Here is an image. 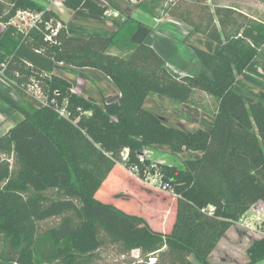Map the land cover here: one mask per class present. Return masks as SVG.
I'll return each mask as SVG.
<instances>
[{
	"label": "trees",
	"instance_id": "obj_1",
	"mask_svg": "<svg viewBox=\"0 0 264 264\" xmlns=\"http://www.w3.org/2000/svg\"><path fill=\"white\" fill-rule=\"evenodd\" d=\"M164 2L136 4L154 19L160 9L225 42L233 60L194 47L211 78L177 77L149 43L130 42L140 24L135 18L112 36L72 35L50 8L0 0L3 24L18 10L40 13L30 29L7 24L0 38V77L32 104L21 107L0 92L23 116L0 135V264H98L104 251L127 256L134 249L146 261L154 258L152 264H195L191 254L206 264L235 220L251 206L264 208V91L254 100L232 87L254 57L264 59V21L208 0ZM62 4L96 16L108 10L99 0ZM59 64L101 71L118 94L101 107L71 90V81L54 72ZM197 90L214 99L208 128L173 127L144 107L149 95L189 103ZM151 144L200 154L183 166L152 165L144 155ZM146 173L172 194L170 215L161 213L164 224L155 227L116 204L138 203L123 186ZM101 192L112 193V203L97 198ZM247 252L248 264L264 258V236Z\"/></svg>",
	"mask_w": 264,
	"mask_h": 264
},
{
	"label": "rangeland",
	"instance_id": "obj_2",
	"mask_svg": "<svg viewBox=\"0 0 264 264\" xmlns=\"http://www.w3.org/2000/svg\"><path fill=\"white\" fill-rule=\"evenodd\" d=\"M37 5L43 6L45 8H50L53 11H55L60 18L66 19V22L70 26H78L81 25L85 29L89 30H99V28L104 27V25L108 22V20H111L116 17H120V13L124 12L125 10H133L135 11L134 18L137 20H142L143 17L150 19L153 23L156 22V20L163 21L161 23H169L168 21L174 23L175 20L168 18L164 11L157 10L158 18L154 19L152 16H145L143 13H140L137 9H139L141 6L136 4V2L132 3L127 0H99L101 3L106 4L108 6V10L105 12L103 16H96L92 15L87 12L85 9H76L74 12L70 13L68 16V11L65 9L63 4L60 5H54L50 2V0H33ZM141 1V0H139ZM149 0H142L143 3L148 2ZM170 1V0H167ZM222 2H226L229 4H233L235 6L241 7L246 9L250 14L260 18L264 21V10H259L258 8H254L249 6L250 0H221ZM264 2V0H262ZM3 2L6 4L7 0H3ZM219 0H208V3L215 4L219 3ZM167 5L166 0L163 3V7ZM118 10H120L118 12ZM130 17V16H128ZM132 18V19H134ZM134 19V20H135ZM64 22V21H63ZM178 22V21H177ZM33 23V20L28 18L24 20L21 23H17L22 29L12 25L15 27L16 30H28L32 26H30ZM65 23V22H64ZM180 23V22H179ZM172 27H178L174 24ZM179 27L184 28L185 25L180 23ZM175 29V28H174ZM6 30L5 25L0 24V38L3 35V32ZM99 32V31H95ZM95 32H92L91 34H94ZM84 34V33H82ZM86 34V33H85ZM139 34H142L140 40H143L146 36V30L142 29L139 30ZM204 39H207L208 41L212 42V40L204 37L202 34L197 33ZM139 39V38H138ZM135 40H137L135 38ZM213 43V42H212ZM113 51V49H112ZM115 52V50H114ZM88 70L85 73H81L78 70L75 69L73 66H69L66 64H59L57 67L54 68V72L67 78L72 79L74 82H71L72 87L79 95H83L84 98H89L90 100L94 101L101 107L105 105L106 102H109L114 99V97L118 94V90L115 87V85L112 83V81L105 76L101 71L93 69V68H87ZM79 74V75H78ZM79 79V83H77V80ZM33 92L34 90L31 89ZM0 92L4 93L8 96H10L12 99H14L21 107L31 109L32 104L30 101L21 96L14 87L9 85L6 81H4L0 77ZM82 93V94H81ZM34 94L38 97L42 94L39 92H34ZM146 108L149 110L154 111L155 113L159 112L155 109H152L153 107H158L156 104V100L161 99L160 96L156 95H149ZM164 99V98H163ZM167 99V98H166ZM213 98H210V100ZM199 103L202 105V108H207V110L213 111L215 104L214 99L211 103L209 101V97L205 95L203 99H201ZM203 105H206L205 107ZM151 106V107H150ZM160 108V107H158ZM162 110H168L170 109L171 113H166L168 118L180 120L182 122H185L184 120H189L185 122V127H181L179 123H172L173 125L180 127L185 130H192L189 128H197V127H207L206 123L209 121V117L206 114V112L202 111V113L196 115L194 117V114L192 111L185 110L183 107L180 106L178 103H168L167 100H164L162 102ZM180 108V109H179ZM158 110V109H157ZM206 111V110H205ZM181 116L182 118H178ZM22 113L18 111L17 109L11 107L9 104H7L1 97H0V135L7 131L9 127H11L15 122H17L19 119H21ZM185 118V119H184ZM190 152V151H188ZM125 155V152H124ZM144 155L146 157H149L150 163L153 165L154 163H165V164H173L176 166H183L184 160L188 159V156L186 154L181 153H174L172 152L168 146L166 145H148L146 147V150L144 152ZM191 158H193L191 156ZM121 167V165H120ZM119 170L115 171L114 175H118L120 178L125 177L127 173H120ZM134 176V175H132ZM118 179V178H117ZM119 180V179H118ZM124 181L125 179L122 178ZM126 187V190L133 191V194L136 196L134 198L135 203L129 199V197H126V199H129V203H132L131 205L128 203L124 204H118V206L123 208L124 210L135 213V214H143L147 222L152 226L155 227L158 225L164 224V221L166 217L161 216V213H165L166 216L170 215V203H171V191H165L163 187L160 186L159 179L157 175H153L150 173H146L145 177L141 180L137 179L134 176V179H131L128 181V184H125L123 188ZM122 190V189H121ZM163 193H167V195H163ZM97 198H102L101 200H104L105 202H111L112 203V193L111 195H108L104 192H101ZM107 198V199H106ZM262 237L258 232L251 233L243 228H241L239 225L235 224L234 222L232 225L228 228V230L225 232V234L217 241L215 248L208 254V256L205 258L206 264H248L250 261V255L247 252L248 247L251 245V243ZM190 259L195 264H202V262L195 256V254L190 255ZM154 261V258H150L148 261L145 260L142 256H140V251L138 249H134L131 251V253L127 256H116L111 252V250H107L102 252V256L98 262V264H152ZM254 264H264V258L257 260Z\"/></svg>",
	"mask_w": 264,
	"mask_h": 264
},
{
	"label": "crops",
	"instance_id": "obj_3",
	"mask_svg": "<svg viewBox=\"0 0 264 264\" xmlns=\"http://www.w3.org/2000/svg\"><path fill=\"white\" fill-rule=\"evenodd\" d=\"M102 1V0H101ZM211 1V0H209ZM220 5L224 6H233L237 10L242 11L243 13L247 14L251 18L261 20L260 18L250 14L246 9L235 6L233 4H229L226 2H222L219 0ZM249 6L256 7L259 10H264V2L262 0H250ZM212 5V4H211ZM68 11V16L70 13L74 12L73 9L66 8ZM81 9V8H80ZM140 13H143L141 10L137 9ZM120 10H118L119 12ZM135 11L133 10H125L124 12L120 13V17L113 18L111 20H108V22L104 25V27L99 28V30H89L83 28V26H70L68 22H66V19L62 18V20L65 22V26L67 29V32L72 35H91L92 32H95L94 34H100L105 36H112L123 24L125 19L130 16L134 18ZM144 14V13H143ZM146 14V13H145ZM144 14V15H145ZM149 17L147 14L145 15ZM140 22L138 28L134 31V33L130 37V42L136 44L139 42H147L149 43L165 60L167 69L170 73H172L174 76H182V75H199L205 79H210L211 76L209 72L203 67L201 61L198 59L194 47L207 50L212 53H216L217 55L226 58L228 60H233L234 58V52L226 46L225 42L219 44L214 41L210 42L207 39H204L200 35H198V32H194L190 30L189 27L184 26V28L179 27L182 25H176L178 27H172L174 24L170 21L169 23H161L163 21L156 20L155 23L153 21L151 22L150 19H147L143 17L142 20H138ZM175 28V29H174ZM146 30V36L143 38V40H140L142 34H139V30ZM84 33V34H82ZM86 33V34H85ZM201 34V33H199ZM204 36V35H203ZM206 37V36H204ZM135 38L137 40H135ZM139 38V39H138ZM207 38V37H206ZM209 39V38H208ZM264 47V45H263ZM89 67L84 68H75L81 73H85ZM79 75V74H78ZM71 82H74L72 79H69ZM232 87L241 93L246 99H259V94L261 91H264V59L259 57H254L246 66V68L240 73L236 80L234 81ZM82 94V93H81ZM209 97V101L212 103L213 99L210 100V95L204 93L203 91H195L193 94V97L189 103H178L181 107H183L185 110L192 111L194 114V117L196 115L202 113V111L206 112V114L209 117V121L206 123L208 128L211 125L212 122V111L207 110L205 107L206 105H203L205 108H202V105L199 103V101L202 102L201 99H203L204 96ZM83 96V95H82ZM157 96V95H156ZM148 96L144 100V107L146 108ZM162 100L161 102L156 100V104L158 107H153L152 109H155L156 111H159L157 114L167 125L177 127L173 125L172 123H179L181 127H185V122L189 120H184L185 122H182L180 120L170 119L166 115V113H171L170 109L162 110V102L164 100H167V102L170 104L176 103L171 101L167 97H160ZM164 98V99H163ZM167 98V99H166ZM151 107V106H150ZM158 109V110H157ZM180 109V108H179ZM206 110V111H205ZM152 111V110H151ZM196 114V115H195ZM178 118H182L178 114ZM185 119V118H184ZM180 128V127H178ZM190 129L195 130L196 128H192L189 126ZM197 128H204V127H197ZM185 130V129H184ZM190 130V131H192ZM189 131V130H188ZM181 154H186L188 156V159H191L192 157H195L199 155V152L195 151H183L180 152Z\"/></svg>",
	"mask_w": 264,
	"mask_h": 264
},
{
	"label": "built area",
	"instance_id": "obj_4",
	"mask_svg": "<svg viewBox=\"0 0 264 264\" xmlns=\"http://www.w3.org/2000/svg\"><path fill=\"white\" fill-rule=\"evenodd\" d=\"M129 2H137L139 0H127ZM50 2L54 5H60L62 4L63 0H50ZM40 13H36L31 10H18L14 16L10 18L7 24H12L20 29V27L17 23H21L24 20L30 18L33 20V23L30 26H34L36 23V20L39 19ZM160 21V19H159ZM176 25H180L179 22L174 21ZM1 25L3 23H0ZM3 24V25H7ZM52 33H56V29H52ZM48 38H50L48 36ZM79 79L77 80V83H79ZM73 92H76L73 88H71ZM235 224L239 225L241 228L254 233L258 232L262 237L264 236V208L261 206H251L248 208L237 220L234 221Z\"/></svg>",
	"mask_w": 264,
	"mask_h": 264
}]
</instances>
